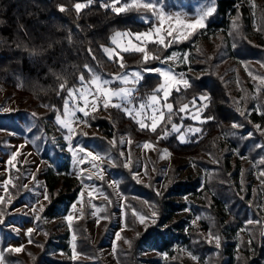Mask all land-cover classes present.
<instances>
[{"label": "trees", "instance_id": "1", "mask_svg": "<svg viewBox=\"0 0 264 264\" xmlns=\"http://www.w3.org/2000/svg\"><path fill=\"white\" fill-rule=\"evenodd\" d=\"M83 2L85 0H0V86L18 93L21 102L35 99L47 111L36 116L32 108L27 107L0 115V127L23 131L17 121L22 113L26 123L35 120L37 128H49L46 118L54 120L68 99L67 91L61 90L60 84L66 82L67 88H79L82 74L88 83L93 72L111 78L134 69L142 70L137 92L142 96L153 94L162 77L145 70L163 59L164 64L171 65L166 58L175 49L190 51V64L177 68L187 70L189 86L173 90L168 98L173 105L172 113H164L165 119L155 132L150 128L141 129L137 119L122 106H110L105 115L99 116L97 111L90 116L93 125L116 141L111 144L107 138L97 137L118 156L117 167L128 177L123 181V190L127 193L147 191V197L155 198L158 204V219L134 236L127 258L132 264H147L141 252L146 245H151L166 252L168 258L177 257L185 247L199 254L202 262L264 264V184L261 183L264 177L259 175L264 171V163H260L264 160V84L253 80L251 75L246 78L238 73L237 88L232 89L227 83L228 74L240 63L249 64L253 75L264 76L253 64L264 65V11L262 30L256 32L251 25V6L247 0H216L215 11L203 28L187 39L166 46L149 42L146 47L149 55L159 59L145 62L142 53L123 52L124 67L121 68L120 58L109 59L103 49L112 46L116 32L148 31L153 22L144 20L143 13L137 10L117 15L101 6L111 0H93L78 14L73 5ZM257 3L264 6V0ZM61 5L67 10L61 12ZM234 22L238 27H233ZM33 48L38 50V55H30L26 50ZM202 96L209 100H202ZM194 103L201 108L202 121L195 122L200 132L182 142L178 134L170 130L173 124L194 123L184 119L185 112L179 111L183 105ZM204 104L208 107L204 108ZM234 123L241 126L233 128ZM121 135L131 139L132 150L143 142H152L159 150H168L174 162L187 158L190 162L185 165L192 163L204 172L180 178L181 165H178L168 173L159 192L154 191L152 184L139 185L123 164ZM61 157L62 154L60 159H63ZM254 168L257 179L253 176ZM65 169V175L48 170L44 178L51 196L50 214L75 201L81 190L76 178L66 176L68 166ZM183 196L190 200V213H181L186 207V203L179 200ZM194 215L199 217L201 226L191 224L185 231V223ZM209 233L220 237L219 248L214 239L211 242L203 239V234ZM62 245L68 250L66 242ZM46 259L52 264H73L72 260H57L53 256ZM95 262L103 264L99 254Z\"/></svg>", "mask_w": 264, "mask_h": 264}, {"label": "rangeland", "instance_id": "2", "mask_svg": "<svg viewBox=\"0 0 264 264\" xmlns=\"http://www.w3.org/2000/svg\"><path fill=\"white\" fill-rule=\"evenodd\" d=\"M258 1L261 3L262 0H254L256 8H253L252 0H247L248 5L251 6V25L256 32L262 30V12L264 11V6L257 5ZM150 2L156 4V14L145 13L143 9L138 11L143 13L144 20L153 22L152 27L150 30L140 33L161 27L160 34L165 38V45L184 40V36H191L189 33L192 34L200 27L193 31L186 25L194 23L202 9L213 6L211 0H150ZM161 12L165 17L173 18L171 21L165 20L162 26L157 16ZM177 17L183 24L176 22ZM207 18L203 21L204 25L207 23ZM170 27L176 29L172 36L167 35ZM119 32L132 34L118 38V44L121 46H128L130 40L133 44L143 47H147L149 43L145 41L141 44L140 41H137L135 39L137 33ZM153 39H155V35H153ZM107 48L115 49L119 53V56L113 57L120 58L122 56L123 51L117 44L112 43V46ZM173 54L175 57L169 59V57H173ZM190 57V51L175 49L166 58L171 65L164 64L165 59H163L161 63L147 69L171 70L177 80L182 75L183 79L189 81L187 70H177V68L182 64L189 65ZM253 64L255 65L254 69L259 67L264 72V66L254 62ZM249 67V64L246 63L236 64L235 69L230 72L231 74H228L227 83L230 88L238 87L236 73L238 76L241 74L246 78L250 76ZM137 72L140 74L138 81L132 76ZM125 74L129 79L126 84L122 80L116 79L117 76L111 78L99 76L110 81L107 85L108 88L129 89L131 95L126 101L114 97L112 103L121 104L123 108L126 107L132 111L131 116L135 119H143L146 124H150L151 121L147 119L152 115L150 107H146L139 117L136 116V112L140 111V105H147L148 97L152 95L142 96L137 92L143 71L134 69L123 75ZM163 82L164 78L162 77L161 83ZM84 86L90 87L88 83H85ZM183 86V83L175 84L171 88L168 98L173 90ZM158 95L163 97L162 92ZM20 98L18 93L0 86V115H7L27 107L32 108L31 111L36 116L44 115L47 112L45 107L37 104L35 99H25L21 102ZM168 98L167 103H169ZM91 99L92 97L89 96V100ZM163 104L164 100L161 99L160 107L165 113L167 109L163 108ZM83 106V101L79 99L78 94L75 100H69L70 108ZM86 111L89 113L87 116L83 112L77 111L74 117L68 118L72 121L73 131L71 133L68 128L62 127L56 122V117L54 120L46 118L50 129H41V127L37 128L35 120H29L26 123L22 113L17 116V121L23 126V131L0 127V199L3 200L0 203V254L3 256V264H52L46 259V256H53L57 260H72L73 264H95L98 254L99 260L103 264H132L127 258L128 250L132 247V239L158 219V204L155 198L151 197L152 195H149L151 198H148L147 191L141 189L139 193H133L132 189L131 193L123 190L125 186L122 185L123 181H126L125 179L128 177L117 167L118 156L110 151L107 143L97 139V137L107 138L108 142L116 144L114 138L102 133L98 126L93 125L90 120V116L98 112L99 116L105 115L107 109L101 103L98 104L96 111L90 107ZM184 112L183 118L194 123L175 124L179 130H170L172 133L178 134L182 142L188 141L200 132V126L195 122L202 121L201 108L196 103L188 105V109ZM197 114L200 119H193ZM58 115L61 116V119L65 118L64 108ZM69 136L71 138L66 139ZM130 140L128 136L121 135L120 154L126 169L130 171L132 178L139 185L152 184L154 191L159 192L168 173L170 171L172 173V170H175L178 165H181V168L178 169L180 178L193 177L204 172L202 168H197L192 163L185 165L186 162H190L187 158H179L175 163L168 150V155L165 156L164 150H159L152 142H149L152 144L151 148H144L143 145L146 142H143L135 150H132ZM81 148L84 149L83 152L79 151ZM89 152L92 153V156H99L100 159L93 160L91 156H87ZM14 154L16 158L13 160ZM60 154L63 159H60ZM93 164H96L97 167H93ZM67 166L69 172L66 176L76 178L81 183V190L75 201L69 205L60 206L56 214H50L48 206L51 196L47 185L44 184V178L48 170L65 175ZM253 176L257 179L255 168ZM89 177L91 178L89 179ZM45 194H47V199H45ZM179 200L186 203V207L181 213H190L188 197L183 196ZM154 212L155 215H153ZM133 213L146 216L147 219L141 223L137 215ZM69 217L71 220L68 219ZM191 224L201 226L199 217L195 215L191 217L188 223H185L184 230L189 229ZM117 234H119V239H117ZM209 234H203V239L212 241L214 236L212 233L211 236ZM63 241L67 243L68 250L63 247ZM88 242L90 245L86 246ZM84 247L86 251H83ZM17 248L23 250L13 251ZM93 250H96L94 254L88 253ZM67 252L70 254H66ZM167 255L166 252L158 251L151 245H146L141 252V256L147 259V264H215L208 263V261L202 262L199 254L185 247L181 248L177 257L168 258ZM193 256L196 257L195 260L192 259Z\"/></svg>", "mask_w": 264, "mask_h": 264}, {"label": "snow or ice", "instance_id": "3", "mask_svg": "<svg viewBox=\"0 0 264 264\" xmlns=\"http://www.w3.org/2000/svg\"><path fill=\"white\" fill-rule=\"evenodd\" d=\"M92 2H93V0H85V2H83V3L74 4L73 7H74L75 11L79 14L82 9L88 7ZM215 2H216V0H211V4L213 6L206 7V9H202L198 18L195 20V22L191 23V24H187L186 27L193 29V31L197 27L203 28L205 26L203 21L207 17L211 16L213 14V12L215 11V7H214ZM101 6L106 10L110 9L112 12L116 13L117 15H119L121 13L129 12L132 10L138 11L140 9H143L145 11V13L156 14V4L150 2V0H130V2H129V0H124V2H122V0H111V3H103ZM252 7L256 8L254 0H252ZM59 10L61 12H64L67 9L63 5H61V6H59ZM157 16H158V19L160 21L161 26L164 24L165 20L171 21L173 19L172 17H165L162 12L157 14ZM176 22L178 24H183V22L180 21L178 17L176 18ZM233 27L236 28V27H238V25L234 22ZM174 31H176V29H173L170 27L169 30L167 31V35L172 36ZM160 33H161V27H157L153 31L135 34V39L137 41H140L141 44H143L145 41H148V42H152V43H158L160 45H165V38ZM131 35H132L131 33L116 32L113 39H112V43L117 44V46L120 47L121 51H123V52H139V53H142L143 54V60L145 62L148 61L149 59H159L158 56H150L146 47H143V46H140L137 44H133L131 42V40L128 42V46H121L118 44V38H120L121 36H131ZM153 35H155V39H153ZM189 35H191V33H189ZM183 38L187 39L188 36H184ZM18 47H19V45H18ZM49 47H51V45H49ZM26 50L29 51L30 55H38L39 54L38 50L35 48L26 49ZM103 51L108 55L109 59H112L113 56H119V53H117L115 51V49H110V48L105 47L103 49ZM174 57H175V54H173V57H169V59H172ZM262 66H264V65H262ZM85 67H88V66L85 65ZM120 67L121 68L124 67L122 56H120ZM89 71L91 72L92 70L89 69ZM146 71L157 72V73H159L160 76H162L164 78V82L161 83L159 85V87L154 90L153 94L148 97V104L147 105L141 104L140 105V111L136 112V116L139 117L146 107H150L152 109V115L147 117V119L151 121L150 124H146L143 119L137 120V123H139L141 129L150 128L151 131L155 132L159 123L165 119V114L161 110V107H160L161 99L164 100L163 108H166L168 113H172L173 105L171 103H167V98L170 95L171 88L175 84H178V83H183V85L185 87H188L189 84H188L187 80L183 79L182 75H181V78L179 80H177L176 77L172 75L171 70L163 71V70L157 68V69H146ZM249 75L252 76L253 80H259L261 84H264V76H256V75H253L252 73H249ZM132 76L135 77L136 81H138L140 79V74L138 72L133 73ZM116 79L122 80L123 83H125V84L129 82L127 74H125L123 76H117ZM79 81L82 85L81 88H67L66 82L60 84V89L67 91L68 99H65V101H64V117L65 118L61 119V116L57 115L56 116V122L58 124H60L62 127L68 128L70 133L73 131V129L71 127L72 121L68 118L74 117L76 115L77 111L83 112L84 115L87 116V115H89V113L86 111L87 108L90 107L93 111H96L98 108V104H101V103L105 109H107L110 106L120 108L121 104H113L112 103L113 98L116 97V98H120L122 101H126L128 99V97L131 95V91L129 89L121 88L119 90H114L112 88H108L107 85L110 83V81L106 80V79H102L101 76L97 75L95 72L92 73V77H91L90 81H88V85H90V87L84 86L85 85V76L83 74L80 75ZM257 90H259V89H257ZM177 91H179V89H177ZM161 92L163 93V97H160L158 95ZM77 94L79 95V99L83 101L84 106L83 107L70 108L69 107V100H75L77 97ZM89 96L92 97L91 100H89ZM201 99L207 101V100H209V97L202 96ZM203 107L206 108V107H208V105L204 104ZM187 109H188V105L185 104L179 109V111L184 112ZM124 110L129 115L132 114V111L130 109L125 107ZM33 115H35V114H33ZM241 115H244V113L242 112ZM193 119H200L199 114L194 116ZM208 119H212V117H209ZM169 122H171L170 117H169ZM240 126L241 125H238L235 123L232 125L233 128H237ZM257 127H259V126H257ZM172 130L178 131L179 129L177 128V126L175 124H173ZM196 131H199V129H196ZM70 138H71L70 136L66 137V139H70ZM143 147L146 149L151 148L152 144L149 142H146L143 145ZM79 151L83 152L84 149L81 148V149H79ZM164 155L165 156L168 155L167 150H164ZM87 156H91L93 160L100 159L99 156H92L91 152L87 153ZM15 158L16 157L14 154L13 160ZM9 163H11V161H9ZM260 163H264V160H261ZM93 167H97V165L93 164ZM259 175H260V177H264V171H261ZM90 178L91 177H89V179ZM261 183L264 184V180H262ZM5 187H6V185H5ZM81 195H83V194H81ZM47 198H48L47 194H45V199H47ZM2 202H3V200L0 199V203H2ZM98 211H99V209H98ZM133 214L137 215V217L141 223H144V221L147 219L146 216H142V215H139L137 213H133ZM153 215H155V212L153 213ZM68 219L71 220V217H69ZM249 223H253V222L249 221ZM256 223H260V222L256 221ZM69 226L71 227V225H69ZM29 232H31V230H29ZM209 235L211 236V233ZM119 238H120L119 234H117V239H119ZM212 238L216 242V247L219 248L220 247V237L214 236ZM73 239H75V237H73ZM29 242L31 243V241H29ZM209 242H211V241H209ZM22 250H23L22 248L13 249V251H16V252H20ZM192 259L195 260L196 257L193 256ZM0 264H3L2 254H0Z\"/></svg>", "mask_w": 264, "mask_h": 264}]
</instances>
